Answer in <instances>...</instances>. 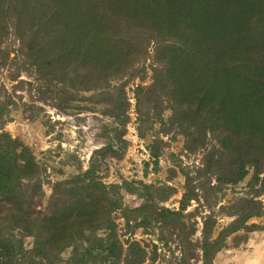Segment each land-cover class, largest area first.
Listing matches in <instances>:
<instances>
[{"label":"rangeland","instance_id":"374dc122","mask_svg":"<svg viewBox=\"0 0 264 264\" xmlns=\"http://www.w3.org/2000/svg\"><path fill=\"white\" fill-rule=\"evenodd\" d=\"M7 24L0 135L20 139L39 173L20 189L30 218L6 206L0 212V240L8 248L0 264H264V156L238 141L223 143L216 126L178 116L182 110L166 89L154 86L164 61L149 32H141L138 55L125 69L97 68L87 79L75 63L40 72L31 32L18 29L12 16ZM123 102L126 148L103 156L108 144L119 146ZM86 189L107 198L94 215L96 227L49 242L45 215ZM257 203L261 213L246 217ZM216 242L206 260L204 247Z\"/></svg>","mask_w":264,"mask_h":264},{"label":"trees","instance_id":"16d2710c","mask_svg":"<svg viewBox=\"0 0 264 264\" xmlns=\"http://www.w3.org/2000/svg\"><path fill=\"white\" fill-rule=\"evenodd\" d=\"M9 16L18 29L31 32L29 46L40 72L56 74L75 63L87 79L97 68L125 69L138 55L141 32H149L164 61L155 69L154 86L166 89L182 110L178 116L194 125L216 126L223 130V143L238 141L264 156V0H0V43L9 33ZM126 106L123 102L117 114L119 146L108 144L103 156H118L126 148ZM38 173L30 149L2 133L0 212L6 206V212L30 218L29 201L22 199L20 189L23 179ZM237 173L232 174L235 181ZM243 174L240 169L238 176ZM106 200L103 193L87 190L45 215L48 241L64 243L73 233L96 227L94 215ZM258 206L246 217L260 214ZM219 246H205V259ZM110 249L118 257L115 243ZM6 251L0 240V256Z\"/></svg>","mask_w":264,"mask_h":264}]
</instances>
